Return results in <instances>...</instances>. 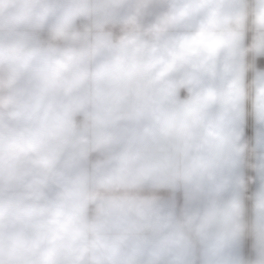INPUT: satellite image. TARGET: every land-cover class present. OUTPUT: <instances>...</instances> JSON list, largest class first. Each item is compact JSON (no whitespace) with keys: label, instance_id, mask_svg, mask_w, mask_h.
<instances>
[{"label":"crops","instance_id":"obj_1","mask_svg":"<svg viewBox=\"0 0 264 264\" xmlns=\"http://www.w3.org/2000/svg\"><path fill=\"white\" fill-rule=\"evenodd\" d=\"M259 57L264 0H0V264H264Z\"/></svg>","mask_w":264,"mask_h":264},{"label":"built area","instance_id":"obj_2","mask_svg":"<svg viewBox=\"0 0 264 264\" xmlns=\"http://www.w3.org/2000/svg\"><path fill=\"white\" fill-rule=\"evenodd\" d=\"M85 22H86V19L84 17H80L78 19V23L80 25H84ZM245 26L246 25H245V22H244L243 19L237 18V19H233L231 21V28L234 29V30H239V29L243 30V29H245ZM30 34L31 35H35L36 32L35 31H31ZM39 35H40L41 39L48 45H51L56 39L55 34L52 33V32L43 31V32H39ZM253 36H254V39L256 41H260L261 40V33L259 31H255ZM155 42H156L155 36L152 33H148L146 35L145 39H144L143 46L146 47V48H152L155 45ZM85 123H86V121L83 120V119H78L77 120V124L79 126H82ZM94 157L97 158V157H99V155L95 154Z\"/></svg>","mask_w":264,"mask_h":264},{"label":"water","instance_id":"obj_3","mask_svg":"<svg viewBox=\"0 0 264 264\" xmlns=\"http://www.w3.org/2000/svg\"><path fill=\"white\" fill-rule=\"evenodd\" d=\"M257 65L259 68H264V57H259Z\"/></svg>","mask_w":264,"mask_h":264}]
</instances>
